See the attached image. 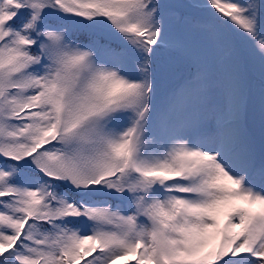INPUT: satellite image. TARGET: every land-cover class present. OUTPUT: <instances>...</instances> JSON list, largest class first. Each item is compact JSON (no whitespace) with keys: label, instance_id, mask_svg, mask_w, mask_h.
I'll return each instance as SVG.
<instances>
[{"label":"snow or ice","instance_id":"obj_1","mask_svg":"<svg viewBox=\"0 0 264 264\" xmlns=\"http://www.w3.org/2000/svg\"><path fill=\"white\" fill-rule=\"evenodd\" d=\"M0 264H264V0H0Z\"/></svg>","mask_w":264,"mask_h":264}]
</instances>
